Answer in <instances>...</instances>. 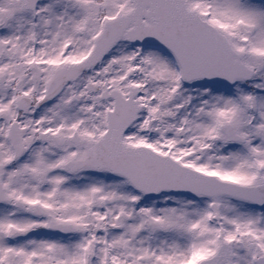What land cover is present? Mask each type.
Instances as JSON below:
<instances>
[{
  "label": "snow or ice",
  "instance_id": "obj_1",
  "mask_svg": "<svg viewBox=\"0 0 264 264\" xmlns=\"http://www.w3.org/2000/svg\"><path fill=\"white\" fill-rule=\"evenodd\" d=\"M0 264H264V0H0Z\"/></svg>",
  "mask_w": 264,
  "mask_h": 264
}]
</instances>
